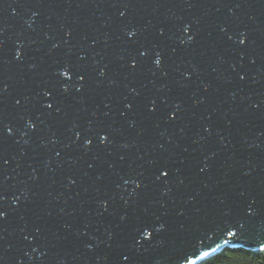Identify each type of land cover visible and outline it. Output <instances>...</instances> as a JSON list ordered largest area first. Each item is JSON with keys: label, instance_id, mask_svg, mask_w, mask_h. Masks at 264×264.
I'll return each instance as SVG.
<instances>
[{"label": "water", "instance_id": "obj_1", "mask_svg": "<svg viewBox=\"0 0 264 264\" xmlns=\"http://www.w3.org/2000/svg\"><path fill=\"white\" fill-rule=\"evenodd\" d=\"M0 89V264L264 252V0H0Z\"/></svg>", "mask_w": 264, "mask_h": 264}, {"label": "snow or ice", "instance_id": "obj_2", "mask_svg": "<svg viewBox=\"0 0 264 264\" xmlns=\"http://www.w3.org/2000/svg\"><path fill=\"white\" fill-rule=\"evenodd\" d=\"M121 15H123V13H121ZM188 30H189V27L186 25V26L184 27V31L187 32ZM127 35H128L129 37H134V36L136 35V31H135V30H129V31H127ZM161 35H163V31H161ZM189 39L191 40L192 37H190ZM229 39H231V37H229ZM246 39H247V35H246L245 33H242L241 38H240L239 41H238L239 44H240V45H244L245 42H246ZM18 55H19V54H18ZM146 55H147L146 52H141V56H146ZM160 57H161V54H160L159 52H157V53H156V58H155V60H154V64H155L157 67H159V66L161 65V58H160ZM132 67H133V68L136 67V62H135V60L132 62ZM100 74H101V75H104V72L102 71ZM59 75H62L63 77L68 78V79L71 78L70 75H69V69H68V67H65L64 69L60 70V71H59ZM240 78H241L242 80L244 79L243 76H241ZM79 79L82 81V80L84 79V77H83V76H80ZM3 90H6V89H0V92H2ZM79 90H80V89H77V91H79ZM63 91H64V92H67V88L65 87V88L63 89ZM44 95H45V96H49L50 94H49L48 92H45ZM17 103H19V101H17ZM154 104H155V101H153V102H152V105L149 106V111H151V112H154V111H155ZM45 106H46L48 109H51V108L53 107V105H52L51 103H47ZM126 107L131 108V104L126 105ZM253 107H258V105H253ZM179 108H180V105L177 104V105H176V109L179 110ZM57 111H59V109H57ZM171 118H175V115L172 114V117H171ZM30 126H31V127H34V125H31V124H30ZM79 135H80V134L77 133V136H79ZM107 141H108V135H107V134H101V135H100V142H101V144H105ZM91 143H92V141H91L90 139L85 140V145H90ZM5 163H7V161H5ZM166 176H168V172L162 169V170L160 171V176H157L156 179L159 180L161 177H166ZM125 183H128V181L126 180ZM142 186H143L142 182H136V188H137V189L141 188ZM3 199H4V197H3V196H0V200H3ZM101 204H102V206L104 207V210L107 211V202H106V201H102ZM4 216H5V213H4V212H0V218H3ZM126 218H127L126 216H122V217H121V220L123 221V220H125ZM157 231H160V229H157ZM229 235H234V234H233V233H229ZM151 236H152V233L149 232L147 229H145V231L143 232V238H144V239H148V238H150ZM261 247L264 248V245H262ZM136 252L139 253V252H140V248H136ZM208 256H209V252H206V251H205V252L200 253V257H208ZM130 257H131V252H129L128 255H125V256L123 257V259H124L125 261H128V260H130ZM105 260H107V257H105ZM187 264H195V261H193V260H188Z\"/></svg>", "mask_w": 264, "mask_h": 264}, {"label": "trees", "instance_id": "obj_3", "mask_svg": "<svg viewBox=\"0 0 264 264\" xmlns=\"http://www.w3.org/2000/svg\"><path fill=\"white\" fill-rule=\"evenodd\" d=\"M204 264H264V252L251 254L241 250H226Z\"/></svg>", "mask_w": 264, "mask_h": 264}]
</instances>
